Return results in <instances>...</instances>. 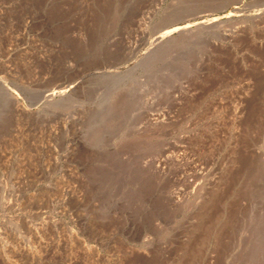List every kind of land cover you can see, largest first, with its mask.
<instances>
[{
	"label": "rangeland",
	"instance_id": "1",
	"mask_svg": "<svg viewBox=\"0 0 264 264\" xmlns=\"http://www.w3.org/2000/svg\"><path fill=\"white\" fill-rule=\"evenodd\" d=\"M0 264H264V0H0Z\"/></svg>",
	"mask_w": 264,
	"mask_h": 264
},
{
	"label": "bare ground",
	"instance_id": "2",
	"mask_svg": "<svg viewBox=\"0 0 264 264\" xmlns=\"http://www.w3.org/2000/svg\"><path fill=\"white\" fill-rule=\"evenodd\" d=\"M141 31V30H140ZM130 46V45H129ZM150 57V56H149ZM151 58V57H150ZM148 60V59H147ZM150 61V60H149ZM56 91V90H55ZM10 95V94H9ZM9 98H11V95H10V97ZM47 99V98H46ZM72 119H73V117L71 116L69 119H68V123L70 124V122L72 121ZM186 149V148H185ZM168 157V156H167ZM159 159H161V158H159ZM163 159V158H162ZM159 162H165V160L163 159L162 161L160 160ZM163 163H160L159 165L161 166V164H163ZM165 165V164H164ZM158 166V165H157ZM157 168V167H156Z\"/></svg>",
	"mask_w": 264,
	"mask_h": 264
}]
</instances>
